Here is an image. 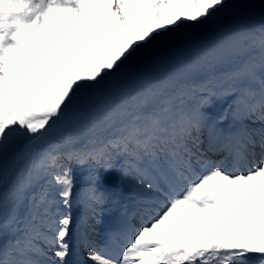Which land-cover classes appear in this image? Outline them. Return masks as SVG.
<instances>
[{"label": "snow or ice", "instance_id": "1", "mask_svg": "<svg viewBox=\"0 0 264 264\" xmlns=\"http://www.w3.org/2000/svg\"><path fill=\"white\" fill-rule=\"evenodd\" d=\"M238 6L230 0H0V164L19 137H28L26 147L45 143L77 111L89 113V130L124 129L99 145L104 162L68 136L18 170L0 191V264H69L76 183L69 165L88 162L77 155L106 170L113 157H127L124 174L161 197L119 253L86 245L92 264H256L253 258L264 264V158L246 170L239 163L249 147L259 143L264 150V25L258 33L226 28L172 73L113 88L165 39L218 22ZM240 57L215 88L190 79ZM186 92L209 103L217 93L235 98L229 111L241 128L229 135L240 147L231 167L196 150L205 105L185 107ZM101 96L110 102L94 103ZM257 123L259 129L250 127ZM98 179L84 197L93 213L109 198Z\"/></svg>", "mask_w": 264, "mask_h": 264}, {"label": "rangeland", "instance_id": "2", "mask_svg": "<svg viewBox=\"0 0 264 264\" xmlns=\"http://www.w3.org/2000/svg\"><path fill=\"white\" fill-rule=\"evenodd\" d=\"M230 2H234L239 6L225 13L218 22L212 23L202 28L184 29L174 37L165 39L147 56L138 61L124 78H122L120 81L115 82L113 84V88L121 91L132 89L137 84L157 79L161 76L172 73L181 64L192 57L197 49L207 44L220 31L226 28H247L258 33V29L262 25H264V0H230ZM255 51H258V49H256ZM242 58L243 57H240L239 59ZM257 58L259 59V57ZM219 69L220 68H218V66L212 69L215 73V77H217L215 81L216 86L222 83L220 77L223 73H225L221 72ZM211 76L212 74H208L205 79L200 78L194 80V77L191 80H194V82L196 83H204V86H207V83H210L212 87L215 88L216 86L213 85V81L210 80ZM253 87L256 86L253 85ZM201 91H203V88L201 89ZM219 94L222 95V93H217V95L212 97L209 103L205 101L204 97L199 95L197 92H186L182 103L187 100L186 104H184L185 107H193L196 106L195 100H200V104H204L205 106L203 108L206 109L212 108V106L216 105V103L218 106L217 109L227 108V106L228 108H230L233 105L235 98L226 95L225 99H220L223 102L218 103V100L220 98ZM110 100L111 96H101L98 97L94 101V103L106 104L109 103ZM89 119L90 115L87 112L77 111L73 113L72 118L70 120L61 121L57 125L56 131L46 139L45 143H40L41 145L37 143L26 147L28 137H19L17 142L11 147L3 163L0 164V186L2 184L7 185L17 174L18 169H21L20 167H22L28 160L33 159L35 156H38L39 153L52 142L62 141L65 139V137L71 136L72 139L77 143V145L85 143V145L92 148L97 146L100 147L99 145H101L111 137L121 136L124 134V129L121 128L120 124H116V127H114L115 125H99L95 129L89 130ZM238 122L240 121L236 118V123ZM233 123L232 127H234ZM30 153L31 155L29 157H23L28 156ZM98 154L102 160L107 159L106 155L103 154L102 151L98 152ZM123 158L119 161L117 160L116 165H118L119 167H121L122 165V168L124 169L127 160H123ZM78 165L79 164H75V166ZM87 167L88 166H86V168ZM92 169H94V172L97 173L100 177L104 176L106 173L115 174L117 185L119 184L120 180L128 181L126 183L130 182L131 185L133 184L134 186L132 187H134L133 189L138 196V202L141 201L143 204L142 208L147 209L145 216H147V213L149 214L153 212L152 209L155 208L153 197L158 193L154 192V195V193L152 194L149 189H147L146 187L144 188V186L140 184L139 180H137L133 174H124L123 170L121 171L116 167L114 169H107V171L105 172H103L102 168L98 167L97 165L92 167ZM78 171L79 170L77 169L76 172ZM89 174L90 173L84 174V178L82 181L85 182L87 180H90V182H93L96 175ZM77 175H79V173H77ZM6 181L7 183H5ZM105 181L106 178L104 177L103 183L100 182V184H105ZM5 185L0 188V191L5 190ZM123 185L125 187V184ZM77 188L80 189L81 187L75 185V196L73 197L72 207H75L74 204H76L77 207H80L81 204H78L80 203L79 200L83 199L80 197V195L77 194V192H79ZM77 213L78 210L75 207L74 216ZM6 214L7 213H5V215Z\"/></svg>", "mask_w": 264, "mask_h": 264}, {"label": "bare ground", "instance_id": "3", "mask_svg": "<svg viewBox=\"0 0 264 264\" xmlns=\"http://www.w3.org/2000/svg\"><path fill=\"white\" fill-rule=\"evenodd\" d=\"M213 107V106H212ZM210 109V108H209ZM205 114L207 115V116H210V115H212V114H214L215 116H214V119H213V126H212V129H210L209 131H208V137L209 136H213L214 135V137H217V138H220V140H225V137L227 136V134H225L223 131L226 129V128H228V129H231L232 128V123H233V121H234V118H235V115H232L231 113L230 114H228V116H227V118H225L224 120H223V122L222 123H219L218 122V118H220V117H222V116H224L225 115V111L224 110H221V111H218V112H212V111H205ZM197 144H199V140L196 142V145ZM130 173H128L127 175H129ZM126 177V176H125ZM90 181V180H89ZM130 181V180H129ZM131 186V185H130ZM129 186V187H130ZM132 186H134L133 184H132ZM134 188V187H133ZM144 188H145V186H144ZM130 189V188H129ZM150 191V190H149ZM154 195H155V193H154ZM154 198L156 199V201H159L160 202V199H161V197L160 196H158V197H155L154 196ZM151 202H153V201H151ZM144 203H146V202H144ZM83 204V203H82ZM154 204V203H153ZM152 206V205H151ZM81 207V206H80ZM148 208H150V207H148ZM153 208V207H152ZM129 209V211H132V210H134V208H132V207H129L128 208ZM94 214V217H93V219H92V221L90 222V226L92 227V228H95V226H94V224L93 223H95V222H97V220H99V218H100V216L97 214V211L96 212H94L93 213ZM101 215V214H100ZM107 217V216H106ZM106 217H105V219H106ZM101 218H102V215H101ZM116 218H118V219H120L121 220V218H122V214L119 212V210H118V215L116 216ZM80 223L81 222H78L77 224H76V226H77V228H75L74 230H73V233L72 234H77V232L79 231V229H80ZM90 227V228H91ZM112 230H114V228H112ZM79 232H81V231H79ZM97 237H99L98 236V234H96L95 232H94V230L93 231H89V232H85L84 234H78L77 235V243H78V249L76 250V251H74L73 250V253H71L70 252V254H69V257H68V260H69V264L71 263V258H73V259H76V258H82V256L84 255V250L80 247V244H83L84 242H91L92 244H96L99 240L97 239ZM132 237V233H130V238ZM77 262V260L74 262V264ZM81 264H92V262L90 261V260H87L86 258H82L81 259Z\"/></svg>", "mask_w": 264, "mask_h": 264}]
</instances>
